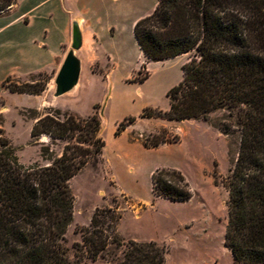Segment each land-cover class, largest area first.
Here are the masks:
<instances>
[{
    "label": "trees",
    "instance_id": "16d2710c",
    "mask_svg": "<svg viewBox=\"0 0 264 264\" xmlns=\"http://www.w3.org/2000/svg\"><path fill=\"white\" fill-rule=\"evenodd\" d=\"M16 3L0 0V13ZM132 34L147 61L190 55L181 65L180 81L166 93L168 109L147 106L140 118L207 121L217 110L228 111L219 129L225 134L237 129L239 144L222 182L227 192L223 244L234 264H264V0H157L152 12L134 23ZM143 70L145 63L131 83L149 79ZM37 84L7 78L1 85L11 93L39 95L46 84L34 88ZM33 119L31 143L40 146L45 164H20L0 127V264H166L164 245L123 243L117 207L96 209L88 224L77 229L80 241L68 244L74 217L69 182L102 153L101 121L96 114L60 118L58 112ZM136 120L125 117L114 136ZM42 136L64 141L60 153L38 143ZM147 140L151 143L142 144L147 149L179 142L162 131ZM150 182L155 198L185 202L192 197L177 169L157 168Z\"/></svg>",
    "mask_w": 264,
    "mask_h": 264
},
{
    "label": "rangeland",
    "instance_id": "374dc122",
    "mask_svg": "<svg viewBox=\"0 0 264 264\" xmlns=\"http://www.w3.org/2000/svg\"><path fill=\"white\" fill-rule=\"evenodd\" d=\"M26 1L21 0L22 4ZM156 2L80 0L77 7L88 9L96 17L99 42L83 45L79 52L82 72L77 85L54 97L58 69L30 75L18 83L37 81L34 88L46 84V97L52 106H43L40 111L41 98L8 93V109L0 111V127L23 165L40 160V146L30 138L33 118L55 112L60 118L66 113L81 117L96 114L100 118L105 147L69 182L74 197V217L66 234L69 245L80 241L77 229L88 224L96 209L117 207L122 215L118 235L123 243L152 240L164 245L168 250L166 264H234L223 244L227 192L222 182L235 162L239 144L237 129L230 134L219 129L220 122L229 119L228 111L217 110L207 121L139 117L147 106L168 109L166 93L180 81L181 65L190 56L152 62L140 53L132 28L152 12ZM28 8L20 7L15 15ZM8 19L0 15V61L7 56L9 34L16 31L23 38L28 36V31L18 25L5 26ZM143 63L142 73H149V79L143 84L131 83ZM128 116L137 117L136 122L115 137L119 123ZM161 131L168 138L178 137L179 142L150 149L142 145L145 141L150 144L147 138ZM38 143L54 154H59L64 145V141L48 137H41ZM162 167L177 169L185 176L191 188L190 200L174 202L154 197L150 175ZM88 264L107 263L98 260Z\"/></svg>",
    "mask_w": 264,
    "mask_h": 264
},
{
    "label": "crops",
    "instance_id": "0c3cea01",
    "mask_svg": "<svg viewBox=\"0 0 264 264\" xmlns=\"http://www.w3.org/2000/svg\"><path fill=\"white\" fill-rule=\"evenodd\" d=\"M79 1L27 0L22 4L21 0H17V3L11 9L0 13V15L9 17L5 26L18 25L19 29L28 31V36L25 38L21 37L16 31L9 34L7 56L0 61V85L7 78L19 82L24 81L33 74L52 72L59 69L71 43V30L74 22H77L81 33V48L76 51L77 58L80 60L79 78L81 77L82 61L79 52L83 45L90 43L92 46L91 43L94 45L95 42H99V31L95 21L96 17L92 16L94 14H89L88 9L78 8ZM22 6L29 8L18 13L19 15H15L16 11ZM34 12L37 14L36 17L32 15ZM96 59L101 61L100 58ZM47 91L48 89L39 95H26L41 98V111L46 106H52L51 99L46 97ZM8 93H11L8 89H0V101L2 103H0V111L2 112L8 109L5 106ZM42 116L43 114L38 117ZM35 163L45 164L46 161L40 158L32 164ZM32 164L23 165L29 166Z\"/></svg>",
    "mask_w": 264,
    "mask_h": 264
},
{
    "label": "water",
    "instance_id": "95a60500",
    "mask_svg": "<svg viewBox=\"0 0 264 264\" xmlns=\"http://www.w3.org/2000/svg\"><path fill=\"white\" fill-rule=\"evenodd\" d=\"M81 33L77 22L72 24L71 48L66 53L54 78V97L62 96L77 85L80 74V60L75 52L81 48ZM47 139L46 136H42Z\"/></svg>",
    "mask_w": 264,
    "mask_h": 264
}]
</instances>
